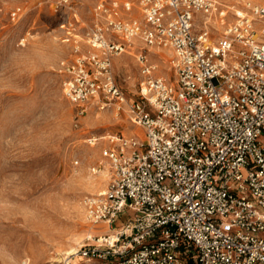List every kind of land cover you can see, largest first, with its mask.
<instances>
[{"label": "built area", "instance_id": "1", "mask_svg": "<svg viewBox=\"0 0 264 264\" xmlns=\"http://www.w3.org/2000/svg\"><path fill=\"white\" fill-rule=\"evenodd\" d=\"M81 1L48 0L73 18L65 98L81 116L102 96L143 134L109 137L112 181L83 204L90 223L116 229L77 254L85 264H264V6L97 0L86 26ZM134 47L136 99L113 73ZM154 50L168 51L172 79L158 75Z\"/></svg>", "mask_w": 264, "mask_h": 264}, {"label": "rangeland", "instance_id": "2", "mask_svg": "<svg viewBox=\"0 0 264 264\" xmlns=\"http://www.w3.org/2000/svg\"><path fill=\"white\" fill-rule=\"evenodd\" d=\"M215 1L264 6V0ZM96 3L79 4L86 26ZM72 19L54 12L48 0H0V264H85L77 253L116 229L90 223L83 202L112 181L111 162L103 156L109 137L141 136L143 129L102 96L81 116L65 98V68L75 56L63 25ZM138 53L134 47L113 62L117 85L132 99L142 79ZM150 57L158 75L172 79L169 54Z\"/></svg>", "mask_w": 264, "mask_h": 264}, {"label": "bare ground", "instance_id": "3", "mask_svg": "<svg viewBox=\"0 0 264 264\" xmlns=\"http://www.w3.org/2000/svg\"><path fill=\"white\" fill-rule=\"evenodd\" d=\"M155 51H160V53H168V51H166V50H154V52H155ZM139 130H140V129H139ZM140 131H141V130H140ZM135 133H136V132H135ZM92 144L95 145L94 142H92ZM75 251H76V250H72L71 252H68L67 255H69V256L74 255V254H75Z\"/></svg>", "mask_w": 264, "mask_h": 264}]
</instances>
